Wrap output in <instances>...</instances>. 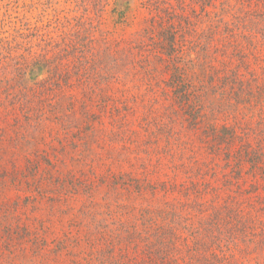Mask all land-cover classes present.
Instances as JSON below:
<instances>
[{
  "label": "rangeland",
  "instance_id": "obj_1",
  "mask_svg": "<svg viewBox=\"0 0 264 264\" xmlns=\"http://www.w3.org/2000/svg\"><path fill=\"white\" fill-rule=\"evenodd\" d=\"M157 1L115 24L111 0H0V264H101L108 236L141 230L163 205L188 214L183 236L200 202L228 196L264 225V181L234 160L244 144L264 160V23L242 18L263 6ZM166 3L182 18L171 65L194 92L195 124L150 38ZM42 61L49 73L28 82ZM223 128L231 147L209 135ZM247 251L240 264H264Z\"/></svg>",
  "mask_w": 264,
  "mask_h": 264
},
{
  "label": "trees",
  "instance_id": "obj_2",
  "mask_svg": "<svg viewBox=\"0 0 264 264\" xmlns=\"http://www.w3.org/2000/svg\"><path fill=\"white\" fill-rule=\"evenodd\" d=\"M111 14L115 24H125L127 16L135 9L143 8L146 11H159L160 5L157 0H111ZM211 1V0H210ZM249 3L261 4L263 9L254 15H243L242 18L247 24H252V17L256 24L264 23V0H243ZM184 4L185 0H179ZM164 7L165 15L163 24L161 17H151L152 40L159 46V54L165 57L168 72L166 86L172 93L173 103L177 110L182 112L186 121L196 123L198 109L194 98V92L189 82L182 76V69L171 65L175 55L178 54L177 34L180 33V23L174 24L177 18L174 12H167L172 8L170 3ZM208 6V4L206 5ZM212 3L209 5L211 9ZM211 13V12H209ZM157 18L159 21H157ZM234 38V35H230ZM230 40V37H228ZM116 47V45H115ZM131 54V53H130ZM47 61L35 62L24 72L28 82H35L38 78L49 73ZM208 132L214 139L219 138L217 133L229 134L224 139H220L226 148L233 145L234 137L232 132L223 128L219 132L210 129ZM217 135V137H216ZM245 147V148H244ZM240 152L235 156V165L240 168L241 163L248 164L254 175L264 181V160L260 152L249 150V146L244 144ZM239 186V185H238ZM239 194H255L254 188L250 191L240 190ZM198 190V189H197ZM204 190L199 189L195 194L202 195ZM235 193V191H234ZM257 197V195L255 196ZM234 197L228 196L222 203H218L215 198L205 208V203L200 202L197 215H203L202 221L197 219L198 228L190 230L189 235L183 236L180 230L185 228L188 214L177 205H163L161 208L153 210L155 216L146 218L142 216L141 230H125L124 235L117 234L108 236L103 243L104 248L99 252L102 254L101 264H240L245 260L246 252H264V225L261 221L244 213L242 203L234 202ZM259 200V199H257ZM193 205V204H192ZM189 217L195 219L191 212L192 206L187 204ZM202 211V212H201ZM152 212V213H153ZM151 213V212H150ZM143 214V212H142ZM256 218V219H255ZM191 227V226H190ZM127 232V233H126ZM101 246V244H100Z\"/></svg>",
  "mask_w": 264,
  "mask_h": 264
}]
</instances>
